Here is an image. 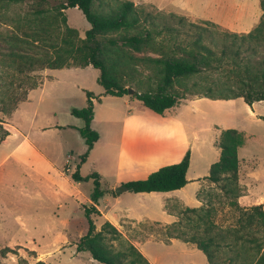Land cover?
<instances>
[{
	"label": "rangeland",
	"instance_id": "rangeland-1",
	"mask_svg": "<svg viewBox=\"0 0 264 264\" xmlns=\"http://www.w3.org/2000/svg\"><path fill=\"white\" fill-rule=\"evenodd\" d=\"M64 1L26 0L9 8L0 6V99L4 96L3 92L9 89L23 91L17 83L28 79L27 73L16 70L15 55L26 53L47 58L55 57L61 50L64 26L60 16L57 20L54 17L58 12L57 8ZM121 1L126 0H95L94 3L97 10L113 13ZM127 1H132L142 11L140 14L151 13L152 20L157 25L155 33L162 27L177 29L178 32L164 30L161 35L156 36L158 40H165L167 43L174 39L186 42L202 32L204 43H243L232 37L223 39V27L208 24L204 22L206 20L174 6L160 9L156 4L148 2L149 0ZM225 1L231 6H247L251 3V0ZM37 7H44L45 15L50 19V22L37 21V24L51 26L53 30L51 35L34 39L24 30L29 29L27 18L33 16V10ZM64 13L67 24L77 31L80 39H84L91 24L82 10L71 7ZM17 20L19 22L15 24L14 21ZM142 26L144 23L129 32L134 33ZM248 44L252 42L249 40ZM253 45L256 43L253 42ZM259 49L263 52L264 46ZM120 54L126 59L125 63L119 64L121 66L117 65L124 68V78L121 81L125 84L133 81L130 84L133 88L138 87V79L145 81L150 74L138 59L143 55L158 56L151 50L138 52L130 48H121ZM116 55V51H113L112 56ZM37 70L31 74L37 75V81L40 78L44 80L47 69ZM99 75L100 70L93 66L51 69L50 77L41 87L32 89L28 93V99L22 101L13 114L0 113V118L4 120L3 125L9 128L11 134L6 141L0 142V264H104L95 260L90 251L78 250V242L88 232L89 223L84 208L94 203L91 196L95 183L93 178L78 181L73 177L77 170L83 176L101 172L99 175L102 189H107L115 178L126 108L122 97H102L104 87L98 82ZM88 91L94 95L93 125L102 132V137L87 160L83 161L87 146L73 124L77 122L82 126L84 120L73 115L71 110L73 107L88 105ZM97 96L102 97L100 102L95 100ZM193 100L187 102L188 109L200 116L195 126L204 145L199 150L195 147L193 151L190 176L207 179L208 162L216 160L221 153L216 135L225 128H236L243 132L246 139V145L240 150L239 157L255 156L251 161L255 166L252 177L257 179H252L251 189L264 195V157H259L261 147L258 142L260 138L264 139V101L249 104L240 97L230 100L200 97ZM108 117L113 119L111 134L105 130V119ZM11 124L14 127L10 129ZM66 161H69L71 168L69 172ZM59 169L67 174L61 175ZM66 177L70 180H66ZM73 183L78 187V197H74L76 188ZM216 191L217 184L209 180L200 191L199 197L206 200ZM125 193L130 196H122L118 207L121 210L132 207L128 214L132 220L131 216L136 214H149V217L140 221L137 217L136 223L125 224L123 232L119 230L121 239H114L116 235L106 233V241L119 249L123 239L133 242L136 237L146 238L151 235L162 238L164 227L157 222L162 223L171 216L163 210L160 198H153L152 203L142 205L141 208L140 202L143 198L130 190ZM110 198L113 200L114 196L111 195ZM188 205L195 207L197 201L193 200ZM92 216L96 226L100 224L101 218L97 217L96 212ZM200 253L205 257L203 251ZM134 258L137 259V264H141L135 255H129L124 264H135L131 262Z\"/></svg>",
	"mask_w": 264,
	"mask_h": 264
},
{
	"label": "trees",
	"instance_id": "trees-1",
	"mask_svg": "<svg viewBox=\"0 0 264 264\" xmlns=\"http://www.w3.org/2000/svg\"><path fill=\"white\" fill-rule=\"evenodd\" d=\"M25 1L0 0V6L9 8ZM94 2L95 0H65L59 5L54 18L57 20L60 16L64 28L61 36L62 48L55 57L45 58L26 53L15 55L16 70L27 73L28 79L17 83L23 91L14 88L3 92L0 113L13 114L19 104L28 99L30 90L42 86L43 78L37 81V75L31 74L38 71L37 69L92 65L100 70L98 82L105 88V95H128L133 81L130 84L121 81L124 78V68H119V64L126 62L125 57L120 54L121 48L138 52L151 50L158 55H143L138 59L150 74L145 81L138 79V87L134 88L135 92L131 97L137 98L159 114H164L182 100L200 97H242L249 104L264 101V51L259 49L264 46V13L260 23L249 32H230L223 28L225 31L222 38L240 39L243 42L240 45H228L226 42L220 45L215 41L204 43L202 32L197 33L191 41L180 42L174 39L167 43L165 40H158L156 36L161 35L164 30L178 32L177 29L162 27L155 33L157 25L152 20L151 13L140 14L142 11L132 1H121L113 13L97 10ZM71 7L81 9L91 24L84 39H80L77 31L67 24L64 11ZM262 7L264 9V0ZM45 12L44 7H37L33 10V16L27 18L29 29L24 32L30 37L39 39L43 35L52 34L51 26L37 24V21L50 22ZM14 22L17 24L19 21ZM204 22L218 25L208 20ZM142 23L144 26L136 32H129ZM249 40L252 44H248ZM113 51H116V57L112 56ZM87 95V106L73 107L71 110L73 115L85 121L83 127H78L87 144L83 161L87 160L100 137L99 132L92 127L95 116L92 100L94 95L91 91ZM101 99V96L95 98L98 102ZM3 122L0 118V142L10 134ZM218 144L221 149L220 158L211 165L207 176L217 184L218 191L202 200L199 207L167 203L166 210L175 214L177 220L168 225L157 222L164 227L162 239L169 242L178 238L196 244L206 254V264H264V204L242 206L239 202L243 189L239 183L238 150L244 144V135L235 128L224 129ZM190 157L191 152L188 150L181 161L161 166L144 179L123 184L135 193L180 189L188 183ZM73 177L78 181L94 179L95 188L91 200L98 204L104 195L99 173L83 176L77 170ZM94 203L84 208L89 228L87 234L78 242V250L90 251L95 260L104 264H124L129 255L137 256L141 264H150L130 239H123L119 249L106 241V233L116 235L114 239H121L122 234L110 221H105L100 229L97 228L92 216L97 210ZM136 260L134 258L131 262L137 264Z\"/></svg>",
	"mask_w": 264,
	"mask_h": 264
},
{
	"label": "crops",
	"instance_id": "crops-1",
	"mask_svg": "<svg viewBox=\"0 0 264 264\" xmlns=\"http://www.w3.org/2000/svg\"><path fill=\"white\" fill-rule=\"evenodd\" d=\"M148 2L156 4L160 9L174 6L199 19L211 21L225 29L239 33L253 30L260 23L264 13L261 0H251V3L247 6H231L226 4L225 0H162L161 2L149 0ZM46 69L44 81L50 77L51 69ZM76 85L79 84L76 83ZM104 93L105 88L101 94L102 97L113 96L105 95ZM118 97L124 99V107L126 108L122 121L123 129L120 136L118 165L112 184L107 189H103L104 195L99 199V203H94L97 208L96 215L101 218V222L97 224V228L100 229L105 221H110L123 232V226L130 222L136 223L137 217L139 218L138 221L147 219L149 214H136L131 216L133 217L132 220L128 216L132 207L121 210L118 205L121 203L122 196H130L127 195L129 193H125L129 189L117 194L115 188L127 181L144 179L152 171L159 169L161 166L181 161L188 150L191 152V157L190 166L187 171L188 183L185 186L170 191L138 192L136 194L143 198L142 202H140L141 208L142 205L152 203L151 200L157 197L160 198L159 201L165 211H167L165 208L167 203L189 206L188 204L195 200L197 201L195 207L201 206L202 200L199 194L206 184H208L209 179H203L200 176H190L193 151L195 147L199 150L204 145L195 126V122L200 116L195 111L188 109L187 102L194 100L190 99L180 102L176 106L166 110L164 114H159L144 106L137 98L131 97V94ZM132 104L134 105L133 107ZM112 120L111 117L105 119V130L110 134L113 132L111 126ZM94 121L95 116L92 126L99 131L100 137L98 140H101L102 132L93 125ZM74 123L73 125L77 128L85 125V121L82 126H79L80 124H77V122ZM13 127V124H11L10 129ZM239 131L242 132L241 130ZM221 132L222 130L216 135L217 138H220ZM10 135L3 141H6ZM25 137L28 139V136L25 135ZM258 142L261 147L259 157H264V139L260 138ZM245 145L246 139L244 137V144L239 148L238 154ZM220 155L216 160L208 162L209 172L211 165L219 160ZM203 157H205L204 154ZM254 157H239V183L243 189V195L239 198V202L242 206L264 204V195L251 189L252 179H257V177H252L255 166L251 164V161ZM66 166H68L67 172H69L71 169L69 161H66ZM67 172L59 169V173L63 176ZM66 180L69 181L70 178L66 177ZM262 181L264 184V179ZM73 185L76 188L74 197H78V187L74 183ZM111 195L114 196L113 200L110 198ZM168 214L171 218L164 219L163 224L168 225L177 220L175 214L170 212ZM132 241L150 264H206L208 262L206 254L204 253V257L200 253L202 250L196 244L185 242L178 238H173L168 242L155 235H151L146 238L136 237Z\"/></svg>",
	"mask_w": 264,
	"mask_h": 264
},
{
	"label": "water",
	"instance_id": "water-1",
	"mask_svg": "<svg viewBox=\"0 0 264 264\" xmlns=\"http://www.w3.org/2000/svg\"><path fill=\"white\" fill-rule=\"evenodd\" d=\"M134 92H135V89L133 87H129V94L132 95V94H134ZM128 189L129 188H128L127 185L122 184V185H119L118 187H116L115 191H116L117 194H120V193H122V192H124V191H126Z\"/></svg>",
	"mask_w": 264,
	"mask_h": 264
}]
</instances>
